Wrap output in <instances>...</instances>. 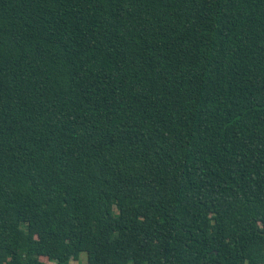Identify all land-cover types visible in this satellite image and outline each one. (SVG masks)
Wrapping results in <instances>:
<instances>
[{
	"label": "trees",
	"instance_id": "16d2710c",
	"mask_svg": "<svg viewBox=\"0 0 264 264\" xmlns=\"http://www.w3.org/2000/svg\"><path fill=\"white\" fill-rule=\"evenodd\" d=\"M264 264V0H0V264Z\"/></svg>",
	"mask_w": 264,
	"mask_h": 264
},
{
	"label": "rangeland",
	"instance_id": "374dc122",
	"mask_svg": "<svg viewBox=\"0 0 264 264\" xmlns=\"http://www.w3.org/2000/svg\"><path fill=\"white\" fill-rule=\"evenodd\" d=\"M80 261L78 262V264H86V255L85 254H82L80 257H79Z\"/></svg>",
	"mask_w": 264,
	"mask_h": 264
}]
</instances>
